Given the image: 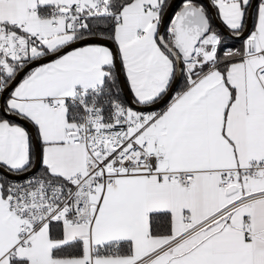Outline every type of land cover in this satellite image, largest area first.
<instances>
[{
    "label": "snow or ice",
    "instance_id": "obj_1",
    "mask_svg": "<svg viewBox=\"0 0 264 264\" xmlns=\"http://www.w3.org/2000/svg\"><path fill=\"white\" fill-rule=\"evenodd\" d=\"M0 264H264V0H0Z\"/></svg>",
    "mask_w": 264,
    "mask_h": 264
}]
</instances>
